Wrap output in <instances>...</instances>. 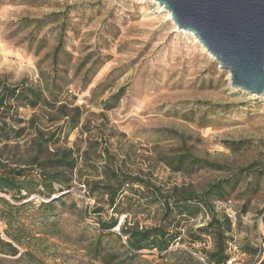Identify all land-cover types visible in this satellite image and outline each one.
<instances>
[{
	"label": "rangeland",
	"instance_id": "1",
	"mask_svg": "<svg viewBox=\"0 0 264 264\" xmlns=\"http://www.w3.org/2000/svg\"><path fill=\"white\" fill-rule=\"evenodd\" d=\"M1 84L32 86L57 106L80 108L79 126L55 145L45 146L49 152L70 148L78 160L57 216L47 223L36 209L60 194L50 199L33 195L23 203L34 209L21 211L10 226L0 220V237L19 253L29 251L45 264H97L91 252L97 241L101 252L116 253L130 264H207L212 239L190 241V233L209 221L205 211L186 225L190 231H183L182 242L169 248L187 252L199 263L183 256L162 260L154 250L131 259L117 226L98 233V221L118 217V225L127 218L151 226L158 223L160 208L140 206L135 185L124 188L113 210L107 197L97 188L91 192L88 184L103 185L105 174L118 170L150 178L165 189L186 185L199 193L233 170L255 164L262 171L240 178L227 201L214 206L232 222L236 250L227 248L226 264H254L258 257L264 264V97L232 89L229 73L186 31L178 30L157 2L0 0ZM115 94L118 103L105 111L104 102ZM17 112L21 125L8 120L15 128H27L31 118L41 131L62 124V119L51 122V115L61 118V112L42 106L20 105ZM34 137L27 128L5 148L0 137L1 160L12 156V166H22L33 155ZM183 149L226 169L175 172L172 160ZM95 208L103 211L95 214ZM17 257L1 258L3 264L30 262Z\"/></svg>",
	"mask_w": 264,
	"mask_h": 264
},
{
	"label": "trees",
	"instance_id": "2",
	"mask_svg": "<svg viewBox=\"0 0 264 264\" xmlns=\"http://www.w3.org/2000/svg\"><path fill=\"white\" fill-rule=\"evenodd\" d=\"M56 51L53 54L54 60L56 59ZM118 101V94L111 96L104 102L103 109L105 111L111 110ZM56 104V102H51L41 89L32 86H8L6 84L0 86V137L4 148L8 146L10 141L19 139L27 128L35 133L30 144L34 149L33 155L22 166H12L14 163L12 156H9L6 161H2L0 156V195L7 197L10 202L19 204L14 206L0 197V220L9 226L14 223L21 211L34 209L31 204L23 203L29 197L38 195L50 199L52 196L60 194L47 203L40 204L36 209V213L47 223H50L51 219L57 216L58 206L63 205L64 199L69 194L65 192L69 189L68 175H71L77 167L76 152L70 148L60 147L49 152L45 146L55 145L62 135L66 137L79 126L80 108L76 106L67 110L66 103L58 106ZM20 105L31 108L42 106L50 111H59L62 113L61 118L54 119L51 115V122L62 119V124L53 131H41L37 128L35 119L31 118L27 128L25 126L15 128L8 120L15 121L17 125L23 123L16 118L17 109ZM171 165L174 166L173 171L175 172H182L187 169L221 171L226 169L218 162L197 157L188 149H183L182 153L172 160ZM261 171V169L257 170L255 164L238 168L233 170L228 177L211 182L199 193H196L186 185L165 189L162 186H157L150 178L110 170L105 174V184L101 185L96 182L88 184L91 192L97 188L101 192V197H107L106 203L109 208L116 209L118 206L116 199L118 195L122 194L124 188L133 189L136 185L138 190H134V195L137 197L138 204L147 208L157 206L160 208L161 214L158 223L151 226H140L136 220L129 222L127 218L119 225L118 217H110L107 221L99 220L97 232H108L117 226L120 235L125 239L126 253L130 255L131 259L137 257L138 252L154 250L157 252V257L162 260L172 261L183 256L187 262L199 263L189 253L182 250L169 252V248L176 242H182L183 231H190L186 225L191 220L196 219L202 211H205L209 221L204 226L197 228L194 233H190L193 235L190 241L192 243L201 241L204 236L211 238L213 250L207 254L208 258L204 262L207 264H226L228 261V244L233 242L230 236L232 222L227 214L215 210L214 203L227 201L230 191L235 188L240 178ZM102 211V208L93 210L95 214H100ZM87 213L88 208H85L82 212L83 217H86ZM14 241L18 242V239L15 238ZM91 252L96 256L97 264H130L127 260H121L116 253L101 252L97 241ZM260 254L261 251L259 250V256ZM4 256L11 258L18 256L16 261H22L27 257L30 259L29 264H45L33 258L29 251L19 253L13 244L5 242L0 237V264H3L4 260L1 257ZM254 264L263 263L259 261L258 257Z\"/></svg>",
	"mask_w": 264,
	"mask_h": 264
},
{
	"label": "water",
	"instance_id": "3",
	"mask_svg": "<svg viewBox=\"0 0 264 264\" xmlns=\"http://www.w3.org/2000/svg\"><path fill=\"white\" fill-rule=\"evenodd\" d=\"M229 73L230 87L264 96V0H154Z\"/></svg>",
	"mask_w": 264,
	"mask_h": 264
},
{
	"label": "bare ground",
	"instance_id": "4",
	"mask_svg": "<svg viewBox=\"0 0 264 264\" xmlns=\"http://www.w3.org/2000/svg\"><path fill=\"white\" fill-rule=\"evenodd\" d=\"M152 1H154V0H152ZM158 7H159V9L160 10H164L165 11V9H164V7L163 6H160L159 4H158ZM166 13H167V17H168V19L173 23V21H172V19H171V15H170V13L168 12V11H166ZM175 26V25H174ZM176 27V26H175ZM194 40H195V42L206 52V50L201 46V44L198 42V40L193 36V34L192 33H190V32H187ZM262 97H264V96H262ZM262 97H260V98H262Z\"/></svg>",
	"mask_w": 264,
	"mask_h": 264
},
{
	"label": "built area",
	"instance_id": "5",
	"mask_svg": "<svg viewBox=\"0 0 264 264\" xmlns=\"http://www.w3.org/2000/svg\"><path fill=\"white\" fill-rule=\"evenodd\" d=\"M228 249H229V250H230V249L236 250V248H235L234 246H232V243H229V244H228Z\"/></svg>",
	"mask_w": 264,
	"mask_h": 264
}]
</instances>
